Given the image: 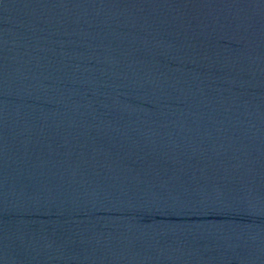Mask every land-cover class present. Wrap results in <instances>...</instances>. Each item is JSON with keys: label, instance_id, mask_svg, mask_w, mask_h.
I'll use <instances>...</instances> for the list:
<instances>
[{"label": "water", "instance_id": "obj_1", "mask_svg": "<svg viewBox=\"0 0 264 264\" xmlns=\"http://www.w3.org/2000/svg\"><path fill=\"white\" fill-rule=\"evenodd\" d=\"M0 264H264V0H0Z\"/></svg>", "mask_w": 264, "mask_h": 264}]
</instances>
